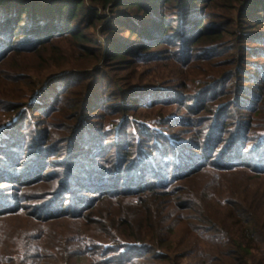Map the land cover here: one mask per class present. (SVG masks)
Segmentation results:
<instances>
[{
  "label": "trees",
  "instance_id": "1",
  "mask_svg": "<svg viewBox=\"0 0 264 264\" xmlns=\"http://www.w3.org/2000/svg\"><path fill=\"white\" fill-rule=\"evenodd\" d=\"M211 6L218 8L216 19L207 17ZM104 17V36L93 47L91 28L98 31ZM229 34L234 36L230 48L240 46L241 53L254 50L264 56V0H0V77L4 80H17L13 72L24 65L22 57L50 53L51 59L40 57L51 64L62 47L87 56L97 49L103 53L99 57H107L103 67L51 78L50 84L62 78L64 85L45 101L50 86L46 85L42 96L26 106L20 117L0 127V186L16 182L29 187L56 179L53 187L65 199L39 202L35 214L34 206L26 210L23 204L24 213L40 223L68 220L76 226L62 240L44 245L37 240L43 234L22 236L30 251L17 252L13 264L30 258L31 264L43 260L56 264H264V126L257 127L254 121L251 127L246 114L236 112L244 108L255 114L264 104V61L254 60V91L248 89L243 96L228 87L229 74L201 86V93L157 85L129 90L127 82L113 75L115 70L127 71L155 57L151 48L162 43L175 45L167 48L173 54L166 58L171 56L183 65L197 52L209 57L212 51H224ZM23 77L33 79L28 74ZM107 81L115 88L107 89ZM226 97L234 99L230 105L238 102L234 113L226 114L230 109L224 110L220 103ZM217 99L218 104L211 103ZM187 101L192 111H213V123L201 132V143L175 140L172 146L163 142L146 150L147 144L139 151L121 134L130 116L122 114L116 122L104 124L97 119L112 111ZM113 102L122 104L105 108ZM64 104L72 106L76 121L62 135L69 142L77 140L71 154L55 152L51 136L55 132L49 124L41 129L44 134L34 137L24 127L16 128L20 120L36 115L29 111L49 118ZM35 123L29 129L39 133ZM47 156L61 158L52 160L56 169L45 174ZM237 175L244 179L242 184L254 179L262 182L254 181V193L246 190L248 184L233 189L237 184L233 182L227 188L232 181L226 178ZM5 203L0 201V217L16 214L19 206ZM171 209L181 213L182 219L169 217ZM182 230L187 235L179 240ZM5 263L0 258V264Z\"/></svg>",
  "mask_w": 264,
  "mask_h": 264
},
{
  "label": "rangeland",
  "instance_id": "2",
  "mask_svg": "<svg viewBox=\"0 0 264 264\" xmlns=\"http://www.w3.org/2000/svg\"><path fill=\"white\" fill-rule=\"evenodd\" d=\"M217 11L218 8L216 7H207V17L209 19H216L215 12ZM105 13L106 15L109 14L108 11ZM104 19V22L98 25V31L94 27L91 28V31L95 32V34H92L94 41L90 43L93 47H97V40L104 36L102 34V29L107 22V18L104 17ZM226 39V44L222 47L224 48V51L218 50L215 53H213L214 51H212V55H210L209 57H204L205 55L197 52L195 58H192V56H190V63L185 65H183V63H178L171 56L167 59L166 57H169V53L173 54V50L171 49V52V50L167 48L175 47V45L162 43L156 48H151L156 52L155 57H152L145 62H139L136 66L127 71L115 70L113 72V75L116 78H119L122 82H127L129 90H131L130 88L132 86H142L141 88L156 85L163 87L178 86V88L184 89L185 92L191 93L193 90V92H196L201 86L203 87L206 83L213 80L214 78L229 74V80H231V82L229 83L228 87L231 88L230 90L232 91L236 90L239 93L238 96H243L244 94H246L244 93V91L247 92L248 89L254 91L253 80L255 77H257V74H254V60L260 59L261 61H264V56L256 55L254 53V50L250 51V53H241L240 46H237L234 50L233 48L229 47L234 44V36L230 34L226 35ZM172 42H174V40ZM221 44L222 43H217L216 46H219ZM164 46L167 47L165 48ZM65 48L62 47L58 49L57 54L53 55L55 59L51 64L50 62H48L49 60L45 61L40 57L43 56L45 58L51 59L49 56L50 53H48L47 55L31 54L22 57L21 61H24V65H22L21 63L22 67H19V69L17 68L18 70L16 69L13 72L14 74H16L15 78L17 80H4L0 77V127L3 124L11 121L12 119L20 117L21 112L26 108V106H32L33 103L36 102L40 96H42L40 91L41 89L45 88L46 85L50 86L49 91L47 92V95L44 99L45 101L50 99L51 96L59 90L60 85H64V82L61 80L62 78L55 80L50 84L49 81L51 80V78H54L56 76L58 77L61 73L66 74L73 72H84L89 69L99 68L106 65L105 62L107 60V57L105 55L99 57V55L103 53H100L99 50L97 51V49H94L92 56H87L83 53L75 51V49L71 47L69 49ZM234 69L242 70H239L238 72L235 71L236 73L234 74ZM24 74H28L33 77V79H31V82L28 81V78L25 79L23 77ZM106 88L112 90L115 88V86L107 81ZM199 90L197 91V93L202 92ZM215 92L216 91H214V93ZM226 93L227 92L225 91L224 95H226ZM7 99H9L11 103H6ZM44 100H42L43 103L45 102ZM233 101L234 99H228L227 97L220 100V103H222L224 110L230 109L226 111V114L234 113V108H236V106H239L238 102L237 104L234 103L235 105H230V102ZM187 103H189V101H187L186 104L180 103L167 106L163 103H159L153 105V107H138L137 109H129L128 111H124L122 113L112 111V113L98 116L97 119L99 122H101V124H104L116 122L120 119V117H122V114L130 116V118L132 119H130L129 122L124 123L122 125L123 127L121 126L123 130H125V132L123 131L121 132V134H123V136L131 145L133 144L134 146H136V149H138L139 151L144 145L147 144L150 145H147L148 147L146 150L151 149L153 144L161 146L160 144L163 142H165L169 146H172L171 142H175V140H178L182 143L187 142L188 144H190V142L192 141H195L197 143H199L200 141L201 143V140L203 138L201 132L208 126V124L213 123L212 121H210V114H212L213 111L208 112L202 110L201 113L199 111L200 109H195L192 111V107H188ZM211 103L218 104L219 100H213V102ZM18 104L19 106L13 109V107ZM121 104V102H113L106 105L108 107L105 108L111 109L115 105ZM71 107V105L64 104L55 113V115L49 118H44L42 113H34V111L31 110L29 111V114L36 115L34 117L32 116V118H30V115H28V120L25 122L23 121V119L20 120L16 128L24 127V131L30 132L28 134H30L31 137H34L44 134L43 132H41V129L45 130L46 125L49 124L55 132L51 135L52 138H55L53 143L55 152H64L65 155L67 154V152L71 154V152L74 151V146H72V144L76 143L77 140L73 139L71 142H69L67 140V137H65L64 139V137L62 136L66 135L67 132L69 133L71 129H73L72 126L70 127L71 124L75 125L76 123V121L74 120L75 115ZM1 108H3L4 110H1ZM101 110L102 109H98L97 112H100ZM236 112H242L246 114L251 127H254V121L256 124H258L257 127L264 126V104L255 114L254 112L249 113V111L244 108H240V110H237ZM178 114H181L182 117L178 116ZM96 116L97 115L94 116L95 119ZM233 122L234 120L231 121L230 125ZM34 123L38 126V128H40L39 133L30 131L29 128L33 129ZM144 125H146L145 128L147 129V131L143 130ZM69 127L70 129L68 130ZM85 132L86 131H84L83 133ZM47 133L48 132L46 131V134ZM50 147H52V145H50ZM50 156H47L50 159H48L49 167L45 170V174L48 173L51 169L54 172L56 166L52 165V160L61 158ZM45 159L46 158H44V160ZM71 161L72 159L70 157L69 162ZM57 166L59 168L62 167L61 164H57ZM238 176L239 175L226 178L228 181H232L227 184V188H229V186H231L233 182H236L238 184L233 185V189L240 186L243 188L246 184H248V188H246V190L250 193H254L255 185H257L256 183L258 182L259 184L262 182L261 180L254 179L249 180V183L242 184L244 182V179ZM55 180L56 179L53 178L47 183H38L29 187H23V185H19L16 182H7L5 183V185H2L3 187L0 186V198H2L0 199V201L3 200L8 204L12 203L16 206H19L16 214L0 217V258L6 262L5 264H13L14 262L12 260L16 259L15 257L18 258L19 256L17 252H27L26 250L30 251L29 247L25 246L22 236L24 237V235H30L31 233L43 234L41 238L39 237V239L37 240H40L39 242L44 245L46 241L50 243V241L53 240H62V236L65 234V232L69 231L71 228H76V226L68 220H58V222L55 224H47L43 222L40 223L39 221L32 219L30 215L24 213L25 207H22L23 204H26V210L31 209L34 206V210L32 212H34L35 214V210H38V205H41L38 204L39 202H45L49 199H52V201H55L56 203L59 200L62 202L65 199L62 197V195L60 198V195H58L59 191H56L54 189L53 182ZM43 197L44 199L38 201ZM40 210L41 209H39V211ZM170 216L174 220L182 219L181 213H178L173 209H171L170 211L169 217ZM186 235V231L182 230L178 235V239L182 240L183 238H186ZM39 252L42 251L39 250ZM32 260L33 259L30 258L29 261L15 262V264H31L33 262ZM39 264L56 263L50 261L46 263V261L43 260Z\"/></svg>",
  "mask_w": 264,
  "mask_h": 264
}]
</instances>
